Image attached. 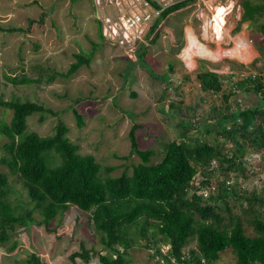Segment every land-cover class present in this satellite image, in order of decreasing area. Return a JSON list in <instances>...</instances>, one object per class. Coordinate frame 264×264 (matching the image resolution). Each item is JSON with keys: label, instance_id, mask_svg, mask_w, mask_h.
<instances>
[{"label": "trees", "instance_id": "obj_1", "mask_svg": "<svg viewBox=\"0 0 264 264\" xmlns=\"http://www.w3.org/2000/svg\"><path fill=\"white\" fill-rule=\"evenodd\" d=\"M188 1L192 0H182L169 7L160 18ZM242 19L253 21L256 16L244 6ZM42 23L43 17L30 19L26 28L13 27L6 31L19 30L27 34ZM0 28L4 29L1 25ZM145 50L144 47L137 50L138 59L143 58ZM75 57L76 61L65 73L55 71L48 78L55 75L68 77L80 66L90 63V57L79 53ZM21 71L23 75L20 77L9 78L12 84L39 82L40 78H30L23 69ZM198 77L202 92H209L213 99L216 96L221 98L227 108L230 105L228 98L239 89L255 93L262 102L253 109L236 104V109L229 114L223 112L224 105L213 104L211 107L210 104L208 111L202 108L203 114L206 113L205 120L200 118L191 123L187 120V127L175 121L176 129L182 127L180 136L169 139L154 150L139 148L135 132L141 127L133 124L128 131L130 150L118 158L129 160L136 153L140 161L130 163L131 173L125 167L117 176L109 175L117 165L105 166L104 174L94 155L79 153L78 144L67 137L68 127L61 120H58L54 133L48 136L28 130V117L39 112L38 119L42 121L44 114L57 115L56 111L28 99L15 97L4 100L0 93V107L3 108L0 137L5 138L2 144L5 154L0 157V164L16 177L33 203L32 208L17 212L18 206L11 203L8 194L12 191L20 195V192L9 188L8 173L0 172V244L9 240L11 231L17 226L44 224L50 231L49 221L59 211L65 212L70 206H75L89 214L87 223L92 224L99 235L102 251L92 247L88 249L80 241L79 250L69 255L73 264H76L77 257L88 263L94 255L98 257L94 264H130L127 250L136 244V236L144 240L143 246L162 256L166 264L216 263L228 248L237 264H264V184L249 193L242 187L234 189L232 185L240 177L246 179L255 172L245 165L244 159L252 152H264V72L241 71L238 78H229L228 81L211 71L200 72ZM174 101L177 100L171 101L169 108H175ZM7 109L11 110L9 120L5 117ZM72 112L76 124L83 126V116L76 108ZM179 112L187 115V110ZM234 112L240 115L241 120L232 116ZM214 116L224 120L222 131L218 129L217 120L215 123L208 120ZM222 116L225 119H220ZM230 117L235 121L230 123ZM202 124L210 125L206 133L211 127L217 128L215 141L199 140V135H187ZM201 134L207 137L205 132ZM51 151L59 157L55 165L48 156ZM156 155L159 159L151 162ZM262 157L264 161V153ZM231 176L234 181L227 182ZM204 191H207L206 195ZM231 195L242 199L245 217L231 212L228 202ZM35 208L41 214V220L33 218ZM248 228L252 233H247ZM191 239H195L196 245L185 254L183 249ZM165 244L170 248L162 251L161 246ZM16 245L14 241L9 250L14 251ZM27 262L47 264L35 252L30 253ZM9 264L20 263L14 261Z\"/></svg>", "mask_w": 264, "mask_h": 264}, {"label": "rangeland", "instance_id": "obj_2", "mask_svg": "<svg viewBox=\"0 0 264 264\" xmlns=\"http://www.w3.org/2000/svg\"><path fill=\"white\" fill-rule=\"evenodd\" d=\"M218 4L225 7L230 6L229 12L225 15V21L229 28L234 23H238L234 32H239L241 23L244 22L245 18L242 19L244 6L248 12H253L254 17L256 16L248 29L251 32V40L262 55L251 62L252 58L250 60L249 58L253 50L249 47V52L245 55L248 60L244 63L250 66L248 69L244 68L243 71L247 69L249 72L256 73L259 69L263 70L264 0H192L187 2L181 11L176 12L182 17V29L178 30L181 38H178L176 51L185 44L182 37V26L192 23L200 32L204 15L211 16L213 6ZM93 12L92 0H0V19L3 20H0V25L5 29L0 28V93L3 94L4 100L15 97L20 100L28 99L56 111L57 115L44 114L42 121L38 119L39 112L28 117V130L36 131L41 136H48L54 133L58 120H61L68 127L67 137L74 144H78V152L94 155L102 165V172H105L103 169L105 166L117 165L118 167L109 173L111 176H117L125 167L128 173H131L130 163L140 161L136 153H133L129 160L118 158L120 155H126L130 150L128 131L133 124H140L141 127L135 132L139 148L158 149L169 139L180 136L179 129L182 127L179 126L176 129L175 121H180L181 126L185 127L187 120L191 123L200 118L204 119L206 113L202 116L204 115L202 108L206 110L211 108L209 105L214 100L209 92H193L195 95L193 104L174 101L173 105L176 109L169 108L170 102H167L171 97L169 95L181 89H174L176 75L174 71L169 72L167 64L174 66L179 61L172 57L167 60V54H161L162 60H158L159 56L156 55L152 57L153 55H149L147 49L149 45L146 48L147 53L142 59H138L132 50H123L117 45L104 43L100 24L95 17L93 18ZM41 17H43L42 25L36 26L27 34L19 30L6 31L7 28L13 27L26 28L30 19L39 20ZM230 23L231 26H229ZM248 23L245 21L246 25ZM198 37L202 39L200 35ZM151 43L157 44L158 42L153 40ZM224 47L229 48L230 44H225ZM78 53L90 57V63L80 66L68 77L55 75L52 79L48 78L55 71L65 73L76 61L75 54ZM255 56H257L256 53ZM233 64L236 65L235 62ZM193 68L195 65L189 67L190 70ZM22 69L28 77L40 78L39 82L12 84L9 78L23 75ZM165 85H172L173 88H170L171 86L169 89L163 88ZM133 93H136V96ZM216 99H218L217 96ZM232 99L234 100L232 105L230 103L228 108H223L224 113L235 110L236 104L253 109L262 102L255 93H247L240 89L232 95ZM255 99L259 100L258 105V102L253 104ZM73 108H76L83 116L84 123L81 127L76 124ZM2 110L3 108L0 107V116L3 115ZM179 110L183 112L187 110V115L186 113L181 114ZM216 113L219 114V112ZM5 114L6 119L9 120L11 110L7 109ZM228 114L224 115L229 116ZM232 116L241 120L237 112L232 113ZM215 118L218 121V129L222 131L224 120H218L219 117L216 116ZM220 119H225V117L222 116ZM181 120L184 121L181 122ZM228 121L232 123L231 121L235 120L230 117ZM209 127L210 125L202 124L187 135L190 137L199 135V140H214L215 135H218L217 128L212 129L211 127L206 133ZM204 132L207 135L206 138L201 134ZM4 140L5 138L0 137V157L5 154L2 148ZM263 153L254 154L252 152L248 158L244 159L245 165L249 169L253 168L255 172L249 174L246 179L240 177L236 183L232 184L234 189L238 190L242 187L249 193L255 188H261L264 184ZM48 156L54 165L59 162V157L54 152L51 151ZM157 159L159 157L156 155L151 162ZM0 172L8 173V168L0 164ZM7 175L9 188H16L20 192V195L12 191L8 194L11 203L18 206L17 212L23 211L24 208H32L33 203L29 201L21 183L10 173ZM228 180L234 181L230 178ZM228 202L232 213H240L242 217H245L241 207L242 199L231 195ZM223 214L226 215V212ZM32 216L37 221L42 219L36 208ZM88 216L89 214L83 210L70 206L65 212L59 211L49 221L50 231L45 228L44 224L32 223L28 226H17L14 231H11L9 240L0 244V264H9L14 261L28 264L27 259L31 252L39 255L47 264H73L69 255L79 250L80 241H83L88 249L92 247L102 251L99 235L92 224L87 223ZM247 233H252V230L248 228ZM135 239L136 244L127 250L128 263L166 264L162 256L156 255L154 250L142 245L144 243L142 238L136 236ZM14 241L17 245L11 252L9 248ZM195 245V239L189 240L183 249L185 254ZM161 247L163 251L168 249L167 244ZM97 260V255H94L88 263L77 257L75 263L94 264ZM212 264L237 263L234 254L228 248L226 253Z\"/></svg>", "mask_w": 264, "mask_h": 264}, {"label": "crops", "instance_id": "obj_3", "mask_svg": "<svg viewBox=\"0 0 264 264\" xmlns=\"http://www.w3.org/2000/svg\"><path fill=\"white\" fill-rule=\"evenodd\" d=\"M185 5H183V6H185ZM182 7L178 8L174 11L169 12L163 19L159 17L154 21V23L152 25V27L154 29L151 27V29H153V31L151 33H149L150 45L147 49L149 51V55H153L152 57H155V55L159 56L158 60H162L161 54H163V55L167 54L166 55L167 60L171 59L170 57H172V58L179 61L177 63L178 65L174 64V66H172V65L167 64L169 72L172 73L174 71V73L176 75V83L174 85V88L179 87L181 89L180 91L176 92L177 91L176 90L172 95H169L171 97H170V99H168L167 102L177 100V101H183L186 103L193 104L194 98H195V95H193V94L202 92V90L200 88L201 82H200V79L198 77V74H200V72H204V71L215 72L216 74H218L220 76L221 79H224L225 81H228L229 78L231 79L232 77L238 78L239 73H241V71H243L244 68L248 69L250 65L239 60L235 56V53L238 55L245 53V55H246V52L249 49V44L251 45V48L253 50V53L250 55V58H249V60L252 58L251 62L253 60H256V58L258 59L259 57H261L262 53H260L259 49L256 48L253 41L251 40V32L248 29V26L251 23V20H244V22L241 23L240 30H238L239 32H234V30L237 28V25H238L237 22L234 23L233 25L230 23L229 26H231V25L232 26H231V28H229V27H227V24L225 21V23L222 27V37H221L219 43H216L215 41H213L211 36L209 37V34H208V37L205 38V35H204V33L206 31L205 30V25H206L205 18L208 17L206 15H204V20L202 22V25L200 26V30H201L200 32L198 31L199 29L192 23H190V24L188 23V24H185L182 26L183 27L182 37H183V41L185 44L183 47H181V49L176 51L177 41L179 40L178 38H181V34L178 33V30L182 29L181 28V24H182L181 18L182 17L177 15L176 12L181 11ZM229 7L226 8L227 12L226 11L224 12L225 15L229 12ZM0 20H2V19H0ZM245 21H248L249 23L246 25ZM232 33H235V34L232 36L231 35ZM243 33H247L246 39L248 42L245 40V38L242 39L241 37H239L240 35H243ZM189 34H194L196 37V40L198 39L197 41H199L201 44L206 45L209 48L210 52L215 53L216 56H218V57L217 58H207V57L199 56L198 53L195 52L196 54L189 53L188 56L185 55L184 56L185 58H183L182 53L184 52L183 50H184L185 46L187 47V45L189 43V40H188ZM198 35H200V37H202V39H200L198 37ZM210 35H212V34H210ZM190 37H191V35H190ZM153 40H155V41L157 40L158 43L152 44L151 41H153ZM225 44H228V45L230 44V47L229 48L224 47ZM167 50H170V51H167ZM146 53H147V51L145 50L144 55ZM255 53L257 54V56H255ZM187 59L188 60L192 59V61L194 63L193 66L195 65V68H193L191 70L189 69V66L187 65ZM233 62H235L236 65H234ZM170 68H171V70H170ZM247 69H245L246 72H249V70H247ZM169 80H171V78ZM169 87L173 88L172 85L163 86V88H166V89H169ZM213 100L214 101L211 104V107H213V104H219V106L224 105V104H222L221 98L220 99H213ZM233 101L234 100L230 96L228 98V102L231 103V105H232ZM256 103H257V105L259 104L258 99H255V102H253V104H256ZM224 107H226V106L224 105ZM208 120L212 123H215L216 118L214 116L212 119H208Z\"/></svg>", "mask_w": 264, "mask_h": 264}, {"label": "built area", "instance_id": "obj_4", "mask_svg": "<svg viewBox=\"0 0 264 264\" xmlns=\"http://www.w3.org/2000/svg\"><path fill=\"white\" fill-rule=\"evenodd\" d=\"M180 1L182 0H92L93 16L95 15L102 35L107 40L136 54L140 47L145 48L150 44L149 33L154 21L162 12ZM232 178L231 176L230 179ZM206 193L204 191V195Z\"/></svg>", "mask_w": 264, "mask_h": 264}, {"label": "bare ground", "instance_id": "obj_5", "mask_svg": "<svg viewBox=\"0 0 264 264\" xmlns=\"http://www.w3.org/2000/svg\"><path fill=\"white\" fill-rule=\"evenodd\" d=\"M226 8L227 7H225L224 5H220V4L213 6L212 15L205 18V21H206V25H205L206 31L204 33L205 38H207L208 34H209V37L211 36L213 41H215L216 43H219L221 36H222V27L225 23V13L224 12L226 11ZM210 34H212V35H210ZM190 35H191V37H190ZM245 35H246V33H243V35L242 36L240 35L239 37L244 39ZM188 37H189L188 38L189 43H188L187 47L184 49V52L182 53L183 58H185L184 57L185 55L188 56L189 53L196 54L195 52H197L199 56H203V57H207V58H217L218 57V56H216L215 53L210 52L209 48L206 45L201 44L199 41H197L198 39L196 40V37L194 34H189ZM245 40L247 41L246 38H245ZM249 47H251L250 44H249ZM248 51L246 52V54L248 53ZM235 56L243 62L248 60V58H245V53L239 54V55L235 53ZM187 64L189 67H193L194 63H193L192 59H189V60L187 59Z\"/></svg>", "mask_w": 264, "mask_h": 264}, {"label": "clouds", "instance_id": "obj_6", "mask_svg": "<svg viewBox=\"0 0 264 264\" xmlns=\"http://www.w3.org/2000/svg\"><path fill=\"white\" fill-rule=\"evenodd\" d=\"M93 18H94V16H93ZM100 30H101V26H100ZM151 33V32H150ZM101 35H102V30H101ZM102 37L104 38V41H109V40H107L103 35H102ZM110 42V41H109ZM112 43V42H111ZM150 45V44H149ZM147 47H145V49H146ZM168 249H169V246H168ZM167 249V250H168ZM162 251H163V249H162Z\"/></svg>", "mask_w": 264, "mask_h": 264}, {"label": "water", "instance_id": "obj_7", "mask_svg": "<svg viewBox=\"0 0 264 264\" xmlns=\"http://www.w3.org/2000/svg\"><path fill=\"white\" fill-rule=\"evenodd\" d=\"M104 43H107V44H110V45L115 46V43H111V42H109V41H104Z\"/></svg>", "mask_w": 264, "mask_h": 264}]
</instances>
